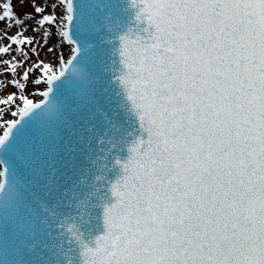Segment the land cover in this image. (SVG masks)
I'll use <instances>...</instances> for the list:
<instances>
[{
  "label": "snow or ice",
  "instance_id": "1",
  "mask_svg": "<svg viewBox=\"0 0 264 264\" xmlns=\"http://www.w3.org/2000/svg\"><path fill=\"white\" fill-rule=\"evenodd\" d=\"M0 264H264V0H0Z\"/></svg>",
  "mask_w": 264,
  "mask_h": 264
}]
</instances>
